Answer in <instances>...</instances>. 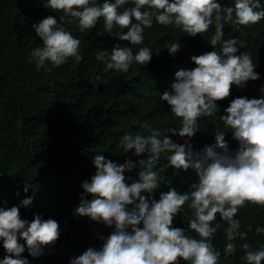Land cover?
Here are the masks:
<instances>
[{
	"label": "clouds",
	"instance_id": "9594fccd",
	"mask_svg": "<svg viewBox=\"0 0 264 264\" xmlns=\"http://www.w3.org/2000/svg\"><path fill=\"white\" fill-rule=\"evenodd\" d=\"M44 6L64 15L59 21L48 15L33 24L42 46L31 50L29 62L35 63L38 71L50 72L49 63L55 68L69 59H83L79 51L81 41L64 27L66 17L82 33L103 18L105 33L133 46L144 43V30L153 27L154 22L180 29L191 37L208 32L214 25L209 42L213 49H218L193 55L191 61L196 67L177 70L172 90L160 95V100L166 101L171 113L180 119L179 127L160 130L143 122L140 127L148 129L149 134L127 133L121 137L119 148L124 153L133 151L136 157L145 158L126 159L118 164L103 155L93 157L96 171L90 181H83V194L74 215L86 216L114 230L107 237L98 236L102 241L99 249L89 247L72 258L70 264H180L181 260L187 264H219L221 252L212 243L220 227L213 226L217 215L228 225L223 256L228 259L235 254L234 241H246L248 233L240 231V221L234 217L246 203L264 206V98L237 97L224 109V115H217V101L228 98L233 85L243 88L248 81L259 79L251 53L237 55L244 47L243 41L224 39L223 29L225 23L239 30L264 19L261 0H234V6H224L217 0H46ZM116 28L121 31L114 32ZM180 47L179 43L165 45L170 55ZM152 52L150 47H139L134 52L132 47L118 43L111 52L98 51L95 58L105 65L104 72L127 73L133 64L146 66ZM90 83L96 88L102 84L101 77ZM260 91L264 93V87ZM216 116L215 144L206 146L203 152H194L189 140L199 130L198 121ZM228 129L239 145L234 152L229 151L225 140ZM169 133L188 139L179 144ZM217 148L223 152H217ZM162 155L167 167L192 169L198 179L189 191L181 194L174 187L169 188L157 200L152 193L160 187L163 169L157 170V166ZM136 169L138 179L125 175ZM28 190L25 185L23 191ZM33 199L27 197L20 203L28 207ZM6 204L0 199V242L6 253L0 264H29L22 253L27 251L33 257L43 254L44 248L58 241L60 226L56 220L44 219L40 214L29 222L21 218L18 205ZM185 206L191 211V232L172 226ZM255 232L264 233V227H257ZM241 248L246 264L264 262V246L254 248L245 242Z\"/></svg>",
	"mask_w": 264,
	"mask_h": 264
},
{
	"label": "trees",
	"instance_id": "16d2710c",
	"mask_svg": "<svg viewBox=\"0 0 264 264\" xmlns=\"http://www.w3.org/2000/svg\"><path fill=\"white\" fill-rule=\"evenodd\" d=\"M45 2L0 0V199L7 202V207L18 205L22 219L31 222L35 214H40L44 219L56 220L60 226L58 241L44 248L43 254L33 257L27 251L22 253L29 264H70L72 258L89 247L99 249L102 241L98 236L107 237L114 230L86 216L74 215L83 194L81 185L85 180L90 181L96 171L93 157L103 155L118 164L126 159L145 158L136 157L133 151L124 153L119 148L121 137L127 133L149 134L148 129L140 127L143 122L160 130L179 127L180 119L171 113L166 101L160 100V95L172 90L177 70L196 67L191 61L193 55L218 49H213L209 42L215 32L214 25L208 32L191 37L180 29L154 22L153 27L144 30V43L133 46L105 33L103 18L94 28L82 33L66 17L64 27L81 41L79 51L83 59L80 62L69 59L55 68L49 63L50 72L38 71L35 63L29 62L31 50L42 46L33 24L48 15H54L58 21L64 15L47 9ZM217 2L234 6V0ZM261 9H264V0H261ZM116 31L121 30L116 28ZM223 32L224 39L243 41L244 47L237 55L244 51L251 53L259 79L248 81L243 88L233 85L230 96L217 101V115H224V109L237 97L264 98L260 91L264 87V19L239 30L225 23ZM118 43L132 47L134 52L139 47H150L151 61L146 66L133 64L127 73L104 72L105 65L96 60V53L104 49L111 52ZM169 43L181 45L174 55L165 48ZM97 76L101 77L102 84L94 88L90 82ZM214 120L218 121V116L198 121L199 130L189 140L194 152H203L206 146L215 144L214 130L218 123ZM171 138L179 144L188 139L178 135ZM225 140L230 152L237 150L239 145L232 139L230 129L225 130ZM216 151L222 153L223 149ZM160 169H163L160 187L152 193L157 200L169 188L174 187L181 194L189 191L198 179L192 169L167 167L163 155L157 166ZM137 172L138 169L125 175L138 179ZM25 185L29 187L27 193L23 191ZM17 191L19 196L15 195ZM27 197L34 199L31 206L25 207L20 202ZM87 198L92 199L90 195ZM191 218V211L185 206L172 226L191 232ZM234 219L240 221V231L248 233L247 240L237 238L236 253L225 259L223 249L228 243L225 237L228 225L217 215L213 226L220 224V227L212 243L221 252L219 264H246L241 248L245 242L254 248L264 246V233L255 232L257 227H264V206L246 203ZM249 225L251 231H248ZM191 235L196 237L195 233ZM5 254L0 242V259ZM180 264L187 262L181 260Z\"/></svg>",
	"mask_w": 264,
	"mask_h": 264
}]
</instances>
